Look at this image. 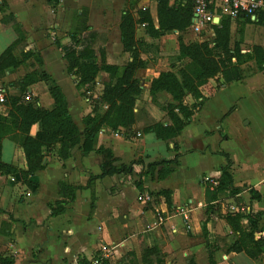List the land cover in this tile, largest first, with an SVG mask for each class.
<instances>
[{
	"label": "crops",
	"instance_id": "1",
	"mask_svg": "<svg viewBox=\"0 0 264 264\" xmlns=\"http://www.w3.org/2000/svg\"><path fill=\"white\" fill-rule=\"evenodd\" d=\"M5 1L7 12L13 13L27 32V50L33 46L37 47L46 71L50 75L47 80L33 84L29 88V96L36 98L38 105L51 109L54 107V101L50 95L51 99L44 96V92L46 91L49 94L50 87L60 86L67 99L69 113L79 131L82 132L84 129L82 118L91 114L92 105L88 98L81 96L79 89L76 87V77L66 72L63 55L74 48V43L68 36L69 31L74 18L82 8H88L90 17L94 9L96 21L93 28L107 30L108 33L105 46L106 62L121 66L130 60L129 54L122 50L118 28L120 17L125 9L119 14L116 21L117 25L113 27L109 21L114 14L116 0H95V6H91L92 0H59L57 7L54 9L50 7L47 0ZM180 1L182 0H171V2L177 3ZM142 8L149 9L153 22L157 27L156 1L154 0L151 7L146 5ZM1 15L0 13V19ZM220 16H217V14L213 16V19L217 17L215 24L219 23ZM257 19L253 21L250 18L251 22H247L244 15L231 19L230 43L233 45L234 42H238L241 53H251L253 46L259 47L262 49L260 51L264 53V22L258 23ZM192 22L193 24L182 34L184 42L202 41L214 35L213 29L208 24L202 27L199 32H195L194 14ZM178 35L179 33L176 30L169 31L158 38L150 37L145 33L144 28L138 36L136 32L137 39H141L144 43L143 52L149 50V43H151V39H154L158 43L159 41L162 43L170 42V45L175 47L177 52L174 55L178 54ZM15 39L16 33L14 30L11 27H3L0 23V53ZM152 47L154 48V46ZM141 57L145 58L144 56ZM240 69L242 77L238 81L224 83L222 78L217 76L210 80L213 88L212 92L201 88L205 97L203 104L193 114L190 122L176 138V147L181 156L179 157V166L176 167L175 171L162 180L157 179L156 174L153 178L145 177L143 179V191L153 185L159 190L169 189L172 192L173 204L171 208H168L165 202L162 201V211L168 212L170 209L178 211L181 207L189 210L187 222L189 228H186V223L179 217L180 222L174 224L172 229L175 233L191 234V231L196 228V221H198V217H195L196 213L201 212L202 207L205 210L204 187L201 177L205 175L206 178L210 179L218 176L220 167L226 164L224 156L219 154V151L230 155L232 175L236 171L235 160L232 155L221 147L222 142L228 141L230 138L225 126L227 127L230 121L236 118L238 111L241 112L243 108L250 112L262 113L264 117V63L259 65L255 59H250L243 63ZM166 70L168 69H159L158 63L153 61L152 63L149 62L147 67L138 69L135 76L139 79L142 89L144 87L147 89L150 88L156 72ZM99 76L105 77L103 82L108 80V75L105 72H100L97 79ZM15 78V71L7 73L2 79L6 86L0 88H3L10 95H19V90L11 86V82L15 81ZM103 82L101 83L102 87ZM41 85H43V89L38 88ZM96 85H100L98 80ZM40 93H43V97L40 96ZM161 94L164 93H159L158 96ZM219 103H222L223 106V108H220L219 115L217 117L211 115V110L218 108ZM206 109H208L207 112ZM149 112L152 115L149 116L155 119L151 111ZM249 118H252L250 114H244L237 119L245 144L252 143V140L245 136V131L249 130L247 127L251 124ZM257 122L262 127L263 132L257 135L259 141L255 140L257 146L255 147V155L264 157V118ZM140 124L139 122L138 125ZM196 125L201 128L197 133H195ZM241 126H244V129ZM39 129L40 125L38 123L32 125L30 134L35 135ZM211 136H216L218 142L216 147L206 140ZM100 145L113 151L116 157V165L129 163L143 156H149L150 160H158L167 159L176 154L173 144H166L164 141L157 139L153 133L140 134L138 132L134 138L133 136L125 138L122 130L111 131L102 128L96 134V146ZM195 156L197 162L208 157L217 159L209 165L213 171L199 170L197 173L195 181L200 185L201 195L199 198H196L193 194H188L187 190L179 187L180 185L175 187L168 182L169 179L176 182L179 176L191 167ZM1 159L3 162L16 165L18 168H26L23 150L8 138L2 140ZM100 163L101 158L95 152L82 155L80 145L72 150L71 156L66 160H61L55 152H49L43 159V169L38 170L30 177V180L38 183V187L34 191L14 176L0 174V254L11 256L14 259V264H78L79 257L85 256L91 259L89 252L92 251L102 250V255L106 256L104 251L110 250L109 247H117V253L133 251L136 257L139 258L141 250L138 251L142 245H155L149 243L142 236L141 239L135 240L134 235L129 233L130 223L133 222L134 218L143 217L147 213L142 212L141 209L137 211L134 208L139 206L135 203V198H139L143 193L136 187V181L139 178V166H135L131 174H116L97 179L92 188L77 190L75 200L67 205L63 214L50 216L48 204L54 203L60 198L57 190L58 182L65 179L76 185L83 184L90 174L97 175L100 173ZM233 182L242 191L236 195H232L230 192H222L219 194L218 202L221 197L245 196L249 211L264 210V171L263 176L254 184L243 180L236 184L234 176ZM244 183L247 187L243 185ZM249 189L256 190L260 194V199L251 200ZM92 194L95 202L93 209L90 207ZM192 214L194 216L190 220ZM213 222L212 219L211 222L207 223L208 231ZM134 241H137L138 251ZM37 246H39V249L36 251ZM219 249L218 247L215 253ZM186 253L184 251L183 254ZM215 253L214 260L216 264V261L219 260ZM242 255V253H228L225 256L229 261L242 260L244 264H247L248 259L251 258ZM121 257L114 264H121ZM191 260L193 259L191 258ZM227 264H233V262L227 261Z\"/></svg>",
	"mask_w": 264,
	"mask_h": 264
},
{
	"label": "trees",
	"instance_id": "2",
	"mask_svg": "<svg viewBox=\"0 0 264 264\" xmlns=\"http://www.w3.org/2000/svg\"><path fill=\"white\" fill-rule=\"evenodd\" d=\"M157 27L148 8H138L132 11L124 10L120 17L118 28L122 50L129 54L130 60L121 66L106 62L105 46L107 43V30L93 28L88 23L89 10L82 8L73 20L69 31V38L74 43V48L63 55L66 72L76 77V87L83 89L82 94L92 90L100 72L108 75V80L103 82V87L92 102V112L82 118L83 131H79L73 121L67 99L60 86L49 88V95L54 101V107L46 109L37 104V99H30L29 88L39 82L47 80L50 75L45 69H33L21 78L11 82L17 88L19 95H10L5 91L4 105L6 110L0 112V174L14 176L25 184L30 190H36L38 183L30 177L38 170L43 169V159L49 152L66 160L71 156L72 150L80 145L82 155L95 152L101 158L100 173L90 174L83 184H73L63 179L58 182L59 200L49 203L50 216L63 214L67 205L75 200L76 192L80 189L92 188L97 179L110 177L116 174H131L135 166L140 167L136 187L143 192V179L153 178L162 180L171 175L179 166V153L176 147V138L184 127L190 122L193 114L199 110L205 97L201 88L212 92L210 80L220 76L224 83L241 79L240 66L250 59H255L259 65L264 63V53L259 47L253 46L251 53H241L238 42L230 43L231 18L221 15L218 24L208 23L214 35L202 41L184 42L182 34L193 22V3L191 0L171 2V0H155ZM51 8H56L59 0H47ZM0 23L3 27H11L16 33V39L0 53V79L7 73L15 71L30 58L40 64L43 60L39 50H26L24 47L17 52L19 46H24L27 32L15 15L7 12L5 0L0 2ZM246 16V21L251 22ZM254 21V20H253ZM258 23L264 22V11L258 15ZM143 26L145 33L152 38H158L169 31L176 30L178 54L176 64H171L170 69L158 71L151 81L149 95L151 101L160 104L167 119L155 120L143 110L136 108V100L143 89L135 73L140 68L149 64L148 58H142L144 43L137 39L136 30ZM260 52H262L260 54ZM165 93L170 101L159 102L157 95ZM190 96L192 103L186 101ZM1 105V104H0ZM137 109V110H135ZM141 123L138 125V123ZM38 123L39 131L30 134L32 125ZM106 128L111 131H120L125 138H131L138 132L153 133L157 139L166 144H173L176 154L170 158L150 160L149 156L139 157L129 163L115 164L116 157L110 148L96 146V134ZM4 138L15 142L22 150L26 168L21 169L16 165L5 163L1 159V143ZM224 156L226 164L220 167L219 175L202 182L204 187L205 220L202 230L206 232L207 223L214 219L217 212L219 194L230 192L236 195L242 191L233 182L232 160L228 153L219 151ZM250 199L259 200L260 194L249 189ZM157 195L164 197L168 208L172 206V192L169 189H160ZM95 206L94 195L91 196L90 207ZM264 217V210L246 213L227 212L225 220L231 230L235 232L236 239L229 244L225 252L244 253L253 260L264 259V229L260 225ZM249 223L244 226L242 220ZM260 233L259 237L255 234ZM208 252V264H215L214 253L218 247L210 242L205 243ZM140 257L137 258L133 251H128L120 259L121 264H164L161 250L153 246H141ZM111 264L108 258L93 256L88 259L79 257L78 264ZM0 264H14V259L9 255L0 254ZM188 264H194L190 260Z\"/></svg>",
	"mask_w": 264,
	"mask_h": 264
},
{
	"label": "rangeland",
	"instance_id": "3",
	"mask_svg": "<svg viewBox=\"0 0 264 264\" xmlns=\"http://www.w3.org/2000/svg\"><path fill=\"white\" fill-rule=\"evenodd\" d=\"M154 4V0H116V4L114 7V14L111 16V20L109 21L110 24L114 27L117 25V18L122 10L129 8L132 11L138 8H142L144 6L151 7ZM96 2L95 0L91 1V6H95ZM96 21V16L94 9L92 10V16H88V23L94 27ZM109 24V23H108ZM143 31L142 26L137 27V36L141 34ZM195 32H199L196 31ZM29 38V36H28ZM161 41L155 42L154 39H151V43H149V50L147 52H142L141 56H144L145 58L149 59V62L152 63L153 61H156L158 63L159 69H170L171 64H176L175 71L179 67V64L176 61V56L174 55L176 52L175 47H172L170 45V42L160 43ZM5 43V42H4ZM146 44V43H145ZM154 46V48L152 47ZM1 47V44H0ZM4 47V46H3ZM2 47V48H3ZM25 48L27 50L28 47V41L26 40L25 45L19 46L17 52H19L22 48ZM1 48V49H2ZM32 50H38L36 46H33L31 48ZM45 69V65L40 64L35 60V58H30L27 60L23 65H21L19 68L15 70L16 78L15 80L19 79L23 74L32 71L33 69ZM100 82V85H94L92 87V90L87 91L82 94L83 89H79V92L81 96L84 98H88L90 104H92L94 100V96L99 95L101 90V83L105 80V77L99 76L97 79ZM5 87L6 83L3 82L2 79H0V87ZM43 85L39 86V89L42 88ZM145 89V87H144ZM142 91V93L138 96L136 100V108L139 110L145 111L148 115H151L149 111L154 115L153 117L155 120H165L167 119L165 116V112L161 109V105L157 104L150 99L149 95V88ZM44 96H48L49 99L50 96L48 92H44ZM42 96L43 93H40ZM43 97V96H42ZM157 98L159 102H165L170 101V97L168 95L161 94L157 95ZM30 99H34L33 96H30ZM191 97L187 96L186 101L189 103L191 102ZM0 112L6 110V106L4 103H0ZM224 105V104H223ZM218 108H215L213 111L211 110V115L216 116L219 115L220 108L222 106V103H219ZM149 110V111H148ZM208 109H206V112ZM210 111V108H209ZM237 114L236 118L230 121V123L225 126V129L227 130V134L230 136L228 141L222 142L221 147L226 151L229 152L233 159L235 160V167L236 171L233 172V176L235 179V183L239 184L240 180L243 181H249V183H255L257 182L262 176L264 171V157L256 156L255 155V147L256 142L255 140L259 141V137L257 136L260 132H263L262 127L258 124V120L261 118H264L262 113H254L247 111L245 108H243ZM244 114H250L252 118H249L251 120V124L247 127L249 130L245 131V136L252 140L251 144H245L243 135L241 134V129L237 124V119L244 115ZM152 116V115H151ZM210 116V115H209ZM208 125V124H207ZM201 127V126H200ZM244 129V126H241ZM201 128H199L196 125V132H199ZM261 134V133H260ZM135 136H133L134 138ZM137 137V135H136ZM210 144L213 146H217L218 142L216 140V136H211L210 138L206 139ZM203 142V140H202ZM252 148V149H251ZM194 161L192 162L191 167L184 171L181 176H179V179H177L176 182H172L173 179H169V184L178 187L177 185H180L179 187L184 188V190H187V193L195 195L196 198H199L200 194V185L197 184L195 181L197 179V173L199 170H206V171H213L212 167L209 166L214 162V160H217L216 158L208 157L207 159H202L200 161H196V156L194 157ZM206 180L205 175L201 177V181L204 182ZM189 185V187H187ZM247 187L246 183L243 184ZM154 188V189H152ZM159 189L157 187H153V185H150L147 190L143 191L141 196L139 198H135V203H137L139 206L134 207L137 211L139 209L142 210V212H147L143 217H136L134 218L133 222L130 223L129 227V233L130 235H134L135 240L141 239V236L146 239L149 243L155 244L161 252L164 257V264H188V262L193 259L194 264H208L207 261V251L205 248V240L208 242L210 240L211 244L216 245L220 249L215 253V255L218 256V262L216 261V264H227V261H232L233 264H244L242 260H230L226 258L225 255V249L226 247L231 244L236 239V234L231 230L229 225L227 224L225 220V215L227 212H241L246 213L249 211V206H247V200L245 196H232L227 198H222L217 204V212L214 213L213 216V224H211V227L208 231L206 227V232H204L201 228L202 223L204 222L206 216L204 214V207H202V211L196 213L195 217H198V221H196V228L191 231V234L183 233V232H177L175 233L172 229L174 224H178L180 222L181 217L178 213V211L169 210L168 212L161 210V203L164 201V197L161 195H157L156 192H158ZM149 195V200L147 202L142 203V198L144 195ZM166 204V203H165ZM144 209V210H143ZM171 212H173L171 214ZM192 214L190 216V220H192ZM211 222V220H210ZM242 223L244 226H248L249 223L246 219L242 220ZM260 225L264 229V217L260 221ZM210 236V238H209ZM256 237L260 236V233L255 234ZM209 239V240H208ZM208 240V241H207ZM134 245H136V249L138 251L139 246L137 245V241H134ZM116 248L109 247L110 250L104 251L106 256L102 255L103 251H92L89 252L90 256H98L103 258H108L112 264L117 262V260L121 257L120 254L124 255V253H117ZM39 249V246L36 247V251ZM184 251H186V254H183ZM140 252V249L139 251ZM242 256L246 255L242 253ZM247 258V257H246ZM169 262V263H168ZM247 264H264V260H253L248 259Z\"/></svg>",
	"mask_w": 264,
	"mask_h": 264
},
{
	"label": "built area",
	"instance_id": "4",
	"mask_svg": "<svg viewBox=\"0 0 264 264\" xmlns=\"http://www.w3.org/2000/svg\"><path fill=\"white\" fill-rule=\"evenodd\" d=\"M193 3V12L195 20V30L199 31L208 23H213V16L217 14L227 15L231 19H235L240 15H248L251 19H257L258 15L264 11V0H191ZM5 100V90L0 88V103ZM212 184L214 181L206 178ZM205 180V181H206ZM149 195L146 194L142 198V202L149 200ZM178 213L186 223V228H189L187 208L181 207L178 209ZM105 256V255H104ZM92 264H98L97 260H94Z\"/></svg>",
	"mask_w": 264,
	"mask_h": 264
},
{
	"label": "water",
	"instance_id": "5",
	"mask_svg": "<svg viewBox=\"0 0 264 264\" xmlns=\"http://www.w3.org/2000/svg\"><path fill=\"white\" fill-rule=\"evenodd\" d=\"M215 22H217V17H215V18L213 19V23H215Z\"/></svg>",
	"mask_w": 264,
	"mask_h": 264
}]
</instances>
